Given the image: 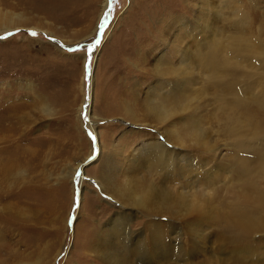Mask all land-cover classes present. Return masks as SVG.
Wrapping results in <instances>:
<instances>
[{"label": "rangeland", "instance_id": "obj_1", "mask_svg": "<svg viewBox=\"0 0 264 264\" xmlns=\"http://www.w3.org/2000/svg\"><path fill=\"white\" fill-rule=\"evenodd\" d=\"M107 1L0 0V264H107L92 248L116 218L136 242L116 264H264V0ZM188 47L217 66L169 70ZM165 81L160 122L145 102ZM167 133L184 176L144 171L136 191L159 197L120 208L106 168L124 187L125 159ZM158 233L169 257L144 261Z\"/></svg>", "mask_w": 264, "mask_h": 264}, {"label": "bare ground", "instance_id": "obj_2", "mask_svg": "<svg viewBox=\"0 0 264 264\" xmlns=\"http://www.w3.org/2000/svg\"><path fill=\"white\" fill-rule=\"evenodd\" d=\"M28 2H29V0H28ZM107 2L108 1L105 0L104 8H105V5L107 4ZM15 16L17 17V19H19V17H22V15H20V14H15ZM206 19H209V18L206 17ZM11 21L13 22V20H11ZM207 21L208 20H206V22ZM206 22H205L206 25H204V28H206L208 26V22L207 23ZM9 29H10V27L8 26L5 28V31H9ZM200 47H201V45H200ZM215 47H216V45H215ZM201 49L202 48L197 47L196 49L192 50V49H190V47H188L184 51H181V53H180V65H183L185 67H178L177 69L169 68V70L177 71V70H180V68H181L183 70V72H186L185 71L186 68H191V62L192 61H195L198 63H200V62L205 63L206 65H213L212 68L214 69L218 64V60H217L218 54L217 53H212V54L209 53V55L206 56L202 60L201 57H203V55L200 57V55L202 53ZM162 70H163V68L161 65L156 66V72L157 73L161 72ZM165 84L166 85H164L163 91L159 90V92H157L156 90H154L153 92H150V94L148 95L149 97H148V99H146V102H145L146 103L145 107L148 110V115L150 114L149 116H152V117L156 118L157 120H160V122L164 121L166 119L168 120L172 116V114L175 112V108L172 107L173 106V101H172L173 97L171 96V93H172L171 90H173V87L171 89V87L168 86L169 82H167V81H165ZM183 85H184V82H183ZM28 88L33 90L31 84ZM175 88H176V86H175ZM179 90H181V89H179ZM178 92L177 93L175 92V94L177 95ZM44 110L46 112L49 111L47 108H45ZM130 112H129V114H130ZM157 132L160 133L157 135H163L159 131V129ZM171 132H173V130H170V133ZM168 133L165 136L164 142L160 141V139H158L156 136H153V138H152L153 140L149 144H143V148L136 149V151H133L131 153V155H130L131 157L129 159L128 158L125 159L128 161V163H126V165L129 164V167H126V168H129V171L131 170V172H133L134 175H132V177L130 176L132 179L131 178L127 179L124 187H120V188L117 187V185L119 183L114 181V179L116 178V173L113 174V172H111L112 175L110 178H108V176H110V175H108L109 170H108V168H106V175H105L106 184H102L101 188H103L108 195L112 196V198L117 200L115 202L119 203L120 208H123L125 206V203L129 202V201H127L129 198L130 200H132V203H130V205L132 204L135 207V209H138V208L148 209L152 204H154L156 198L159 197L158 193H160V191L162 189L157 190L155 188V185L157 183L156 181H155L156 183L153 182L154 185L147 188V190H144V191L139 192V193L137 192V191H139L138 189L136 191L137 187L135 185H139L138 181L142 177L141 175L144 174V171H146L149 174L152 173L153 175L156 174L158 176L167 177V176L172 175L173 172L175 173L177 171L176 170L177 168H178V171L181 172V173H178L177 175H182L183 171H185L187 169L188 164L186 163V160L185 159H182V161L178 160L179 159L178 156H180L178 154H180L181 149L179 147L177 148L175 146L173 148H170V146H168L171 143L170 140L173 139V138L171 139V135ZM173 133H176V132H173ZM128 157H129V154H128ZM183 157L186 158L185 156H183ZM122 162H124V160ZM116 163L112 166H114L115 169H118L120 167V165L116 164ZM225 167L226 166H224V168ZM227 167H228V165H227ZM123 173H126V172H123ZM152 174H151V176H152ZM119 175H121V174H119ZM213 175H215V174H213ZM183 176L184 175H182V177ZM128 180H129V182H128ZM202 180H203V178H202ZM143 183L141 185H143ZM246 195L244 194V199H249L248 196L246 197ZM244 202H245V200H244ZM134 207H132V208H134ZM161 208L166 209L167 211H168V209H170V211L172 210L168 200H165V198L161 199ZM135 209H134V211H136ZM170 211H168V212H170ZM261 211H263V210H261ZM245 216H246V210H245ZM168 217L171 218L170 216L167 215L166 218H168ZM236 218H237V216L235 217V220H236ZM120 220H121L120 218H116L113 220V223L109 224V226L107 228L101 229L98 237L95 239L94 246L91 244V246H93L92 250L95 252L93 254L96 257H98L99 259H102L107 264L123 263L122 258L125 259V256L127 255V253L130 250H133L132 248L136 245V242H129V243L126 242L124 244L125 239L123 237V234L125 233L126 226H128V225H126L127 223L121 224L122 222ZM236 222L238 223L239 221H236ZM239 223H241V222H239ZM259 224H260L259 222L250 223L248 221V223H247L245 221V223L238 224V226H240L241 228H244V230L247 231V230H249V228L251 226H254V225L258 226ZM164 225H166V224H157V228H159V229L161 228V231H163ZM118 238H119V240H115ZM128 239L129 238L127 237L126 240L128 241ZM143 241H145V240L137 241L139 243L136 246V251L138 250V252H139V249L141 248V244L144 243ZM93 242H94V240H93ZM120 244H124V246H122V245L120 246ZM166 246H167V248H166ZM168 248H169V244L166 243V240L163 238V235L162 234L160 235L158 233L155 235V239L153 240V244L150 246V248L147 249L148 252L146 253L143 260L149 261V262H153V261L155 262V261L163 260L165 258L167 259L169 257ZM125 260H127V257ZM139 262H140V260H139ZM141 263L143 264L145 262L141 261Z\"/></svg>", "mask_w": 264, "mask_h": 264}, {"label": "snow or ice", "instance_id": "obj_3", "mask_svg": "<svg viewBox=\"0 0 264 264\" xmlns=\"http://www.w3.org/2000/svg\"><path fill=\"white\" fill-rule=\"evenodd\" d=\"M100 27L102 28L103 27V24H101ZM31 35L35 36L36 33L35 32H32ZM97 43H99V41H97ZM69 51H72V49H69ZM85 72H86V79H87V65H85ZM85 119H87V117H85Z\"/></svg>", "mask_w": 264, "mask_h": 264}]
</instances>
